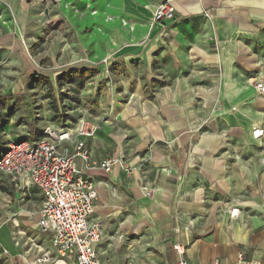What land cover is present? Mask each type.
<instances>
[{
	"label": "crops",
	"instance_id": "0c3cea01",
	"mask_svg": "<svg viewBox=\"0 0 264 264\" xmlns=\"http://www.w3.org/2000/svg\"><path fill=\"white\" fill-rule=\"evenodd\" d=\"M158 2L110 0L106 9L107 15L134 25L125 35L112 29L116 34L106 55L128 69L119 77V88L110 87L100 96L96 107L101 115L92 117L97 129L86 139L90 160L119 156L137 165L145 161V169L136 165L127 173L116 163L105 174L75 159L77 169L97 189L91 217L101 223L104 234L95 251L102 264H116L108 263V254L146 229L150 220L159 229L152 237L160 245L183 243L189 264H211L214 258L235 264L240 250L245 259L264 264V157L260 139L241 134L250 120H259L258 107L264 101L248 81L264 80V0H171L173 19L155 21L150 5ZM87 4L93 6L89 0ZM137 58L147 64L144 81L155 78L161 85H145L130 70ZM170 63L177 73L163 85L170 78ZM164 165L172 166L175 174L154 173ZM145 182L159 187L152 197L142 191ZM9 198L0 195L10 231V218L16 215L29 235L37 233L36 241L47 245L36 230L39 212L24 210L22 218L21 202L15 205L11 197L6 205ZM236 203L238 214L230 216L227 208ZM32 214L36 217L30 222ZM122 232L123 238L117 239ZM13 245L17 251L7 249L9 255L0 246V264H26L28 254Z\"/></svg>",
	"mask_w": 264,
	"mask_h": 264
},
{
	"label": "rangeland",
	"instance_id": "374dc122",
	"mask_svg": "<svg viewBox=\"0 0 264 264\" xmlns=\"http://www.w3.org/2000/svg\"><path fill=\"white\" fill-rule=\"evenodd\" d=\"M85 3L86 0H0V148L10 139H39L42 129L49 124L75 125L80 117L96 124L92 117L101 115V108L96 106L102 92L108 91L110 87H120L119 77L128 69L127 64L110 58L106 51L111 36L116 34L112 29L117 27L125 35L129 25L134 24L125 19L129 24L127 26L121 21L122 17L107 15L110 14V11H106L111 8L110 0H89L93 5L91 7L85 6ZM93 9H97V12L93 13ZM31 44H34L33 49H29ZM26 62L31 68L50 77L58 112L48 96V86L29 80L22 73ZM153 65L156 66V61ZM128 66L139 75L147 69V64L142 63L141 58ZM73 67H96L98 73L83 79L76 76L71 79H65V76L58 78L63 71ZM167 67L171 70L168 72L170 78L161 81L163 85L171 83L177 73L172 63ZM262 71L264 75V67ZM143 78L145 85L148 83L154 89L161 85L157 84L160 81L158 79L153 78L146 83ZM258 110L259 120H250V125L242 128L241 134L257 141L260 139L258 148L264 157V133L259 137L253 134L254 128L260 127L257 126L259 123L264 125V101ZM31 123L34 124V132L28 133ZM260 170H264V159ZM27 198L28 194L20 203L22 208L19 214L22 218L25 217L24 210L39 212V192L31 191L30 202H27ZM12 203L16 205L15 201ZM25 203L28 205L22 206ZM233 206L239 208L237 203ZM6 210H0V246L14 254L17 250L10 238L11 227ZM35 217L36 214H32V220L29 221H34ZM148 222L149 225H146L147 222L145 224L146 229L127 240V243L117 248L116 253L108 254V263L114 260L116 264H177L172 247L174 242L160 245L162 242L158 241L157 236L152 237L159 232L157 224L150 220ZM40 236L50 243L48 233L41 231Z\"/></svg>",
	"mask_w": 264,
	"mask_h": 264
},
{
	"label": "built area",
	"instance_id": "2783aa9c",
	"mask_svg": "<svg viewBox=\"0 0 264 264\" xmlns=\"http://www.w3.org/2000/svg\"><path fill=\"white\" fill-rule=\"evenodd\" d=\"M150 7L155 21L171 20L174 17L175 9L171 0H159ZM92 12L96 10L93 9ZM121 21L128 24L124 18H121ZM129 27L133 28L130 25ZM248 81L254 84L257 95L264 96V80L249 78ZM96 129V124L80 117L75 125L68 127L46 125L43 128V136L36 140L29 141L24 137L17 141L7 140L0 149V174L11 184L17 201L22 202L32 187L38 189L42 195L36 230L39 233H48L50 243L43 245L37 242V233L29 235L20 226L16 215L10 218L11 239L28 254L26 264H102L94 245L103 237L104 232L101 223L91 217L97 198L96 185L77 169L75 159H83L87 167L96 165L105 174H110L116 163H120L127 173H131L137 166L144 172L145 161L137 165L131 161H123L119 156H107L97 162L91 161L86 139L92 136ZM263 133V127H255L253 130L256 137ZM159 172L166 176L175 174L173 167L169 165L154 171L156 174ZM141 188L148 197H152L155 191L159 190V187L152 186L149 182L142 184ZM0 195L11 198L1 187ZM10 198L5 201L6 205L10 203ZM123 235V232L119 233L117 239H122ZM172 247L179 256L177 264H189L184 256L185 245L174 242ZM1 253L9 255L5 248H1ZM211 264L221 262L214 258ZM235 264L261 262L259 259H245L240 250Z\"/></svg>",
	"mask_w": 264,
	"mask_h": 264
},
{
	"label": "trees",
	"instance_id": "16d2710c",
	"mask_svg": "<svg viewBox=\"0 0 264 264\" xmlns=\"http://www.w3.org/2000/svg\"><path fill=\"white\" fill-rule=\"evenodd\" d=\"M32 46H34V44H31L29 49H33ZM28 65H29V63L27 64V62H26V64L24 65V67L22 69V73L27 75V79L35 81V82H40V83H43V84L48 86V94H49L48 96L50 97V100L52 101V106L55 108L56 112H58V109H57L58 105L55 102L56 100H54L55 96H54L53 86H52L50 77H48L47 75H45L43 73H40L39 71L35 70L34 68H31V66L30 65L28 66ZM97 73H98V69L96 67L95 68L73 67V68H68L67 70L63 71L60 75H58V78H62L65 76L64 77L65 79H71L73 76H76L78 78L83 79L85 77L87 78V77L95 76ZM56 116L59 118L58 114ZM61 121L62 120L60 119V122ZM55 126H66V127H68V126H72V125H71V123H62L61 125H55ZM33 132H34V124L31 123L30 124V130L28 133H33ZM41 132H42V135H41V137H42L43 136V129ZM0 187H1L3 192L11 195L13 201L17 200V197L14 193V189L12 188L11 184L8 182L7 178L4 177L2 174H0ZM33 190H34V188L32 189V191Z\"/></svg>",
	"mask_w": 264,
	"mask_h": 264
},
{
	"label": "bare ground",
	"instance_id": "6f19581e",
	"mask_svg": "<svg viewBox=\"0 0 264 264\" xmlns=\"http://www.w3.org/2000/svg\"><path fill=\"white\" fill-rule=\"evenodd\" d=\"M258 97L261 99V100H264V96H261V95H258ZM229 215H235L237 214L238 212V208H235L234 206H230L228 209H227Z\"/></svg>",
	"mask_w": 264,
	"mask_h": 264
}]
</instances>
